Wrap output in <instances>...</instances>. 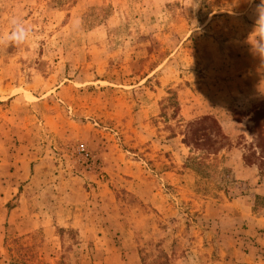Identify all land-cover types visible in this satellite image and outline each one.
<instances>
[{"label": "rangeland", "instance_id": "obj_1", "mask_svg": "<svg viewBox=\"0 0 264 264\" xmlns=\"http://www.w3.org/2000/svg\"><path fill=\"white\" fill-rule=\"evenodd\" d=\"M262 26L264 0H0V264L264 260Z\"/></svg>", "mask_w": 264, "mask_h": 264}, {"label": "clouds", "instance_id": "obj_2", "mask_svg": "<svg viewBox=\"0 0 264 264\" xmlns=\"http://www.w3.org/2000/svg\"><path fill=\"white\" fill-rule=\"evenodd\" d=\"M10 31L8 34V40L15 44H24L30 40L32 37V29L27 25L20 15H13L9 19ZM262 31H264V26H262ZM257 47H264L260 41L257 43Z\"/></svg>", "mask_w": 264, "mask_h": 264}, {"label": "crops", "instance_id": "obj_3", "mask_svg": "<svg viewBox=\"0 0 264 264\" xmlns=\"http://www.w3.org/2000/svg\"><path fill=\"white\" fill-rule=\"evenodd\" d=\"M3 219H5V216L4 217H2V220ZM2 220H0V228H1V222H2ZM251 264H264V260H261V259H257V260H253L252 262H251Z\"/></svg>", "mask_w": 264, "mask_h": 264}, {"label": "built area", "instance_id": "obj_4", "mask_svg": "<svg viewBox=\"0 0 264 264\" xmlns=\"http://www.w3.org/2000/svg\"><path fill=\"white\" fill-rule=\"evenodd\" d=\"M80 149H82V150H83V146H82Z\"/></svg>", "mask_w": 264, "mask_h": 264}]
</instances>
